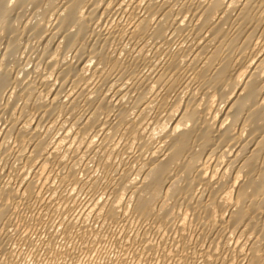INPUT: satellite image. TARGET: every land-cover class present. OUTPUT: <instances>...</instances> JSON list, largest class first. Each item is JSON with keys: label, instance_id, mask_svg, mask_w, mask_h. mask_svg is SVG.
I'll list each match as a JSON object with an SVG mask.
<instances>
[{"label": "bare ground", "instance_id": "obj_1", "mask_svg": "<svg viewBox=\"0 0 264 264\" xmlns=\"http://www.w3.org/2000/svg\"><path fill=\"white\" fill-rule=\"evenodd\" d=\"M0 264H264V0H0Z\"/></svg>", "mask_w": 264, "mask_h": 264}]
</instances>
